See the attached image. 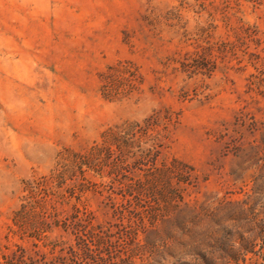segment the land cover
Returning a JSON list of instances; mask_svg holds the SVG:
<instances>
[{
	"label": "rangeland",
	"instance_id": "374dc122",
	"mask_svg": "<svg viewBox=\"0 0 264 264\" xmlns=\"http://www.w3.org/2000/svg\"><path fill=\"white\" fill-rule=\"evenodd\" d=\"M0 264H264V0H0Z\"/></svg>",
	"mask_w": 264,
	"mask_h": 264
}]
</instances>
